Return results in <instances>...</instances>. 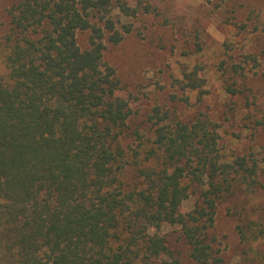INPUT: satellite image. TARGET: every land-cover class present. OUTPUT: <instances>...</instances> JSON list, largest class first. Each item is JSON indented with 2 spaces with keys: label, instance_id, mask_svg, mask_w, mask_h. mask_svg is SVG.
Returning a JSON list of instances; mask_svg holds the SVG:
<instances>
[{
  "label": "trees",
  "instance_id": "16d2710c",
  "mask_svg": "<svg viewBox=\"0 0 264 264\" xmlns=\"http://www.w3.org/2000/svg\"><path fill=\"white\" fill-rule=\"evenodd\" d=\"M112 6L136 15L125 0H21L14 7L13 24L25 37L6 58L8 83L0 81V264H180L164 225L179 228L194 264L223 263L208 236L217 204L236 179L253 186L256 165L221 163L215 124L171 127L156 108L149 119L162 166L140 171L143 189L124 191L116 142L130 98L102 56L105 34L116 45L132 25L117 30ZM78 33H88L85 50ZM185 78L190 89L203 85L195 71Z\"/></svg>",
  "mask_w": 264,
  "mask_h": 264
},
{
  "label": "rangeland",
  "instance_id": "374dc122",
  "mask_svg": "<svg viewBox=\"0 0 264 264\" xmlns=\"http://www.w3.org/2000/svg\"><path fill=\"white\" fill-rule=\"evenodd\" d=\"M20 1L0 0L3 83H8L6 58L24 43L25 35L12 19ZM125 2L136 11L134 17H124L115 6L110 16L117 30L125 24L132 30L116 45L105 34L102 56L115 69L123 96L130 98L131 115L116 142L124 191L143 189L140 171L162 166V151L154 143L156 127L149 119L154 109L168 113L161 124L171 127L215 124L220 162L243 158L248 166L256 165L257 175L251 187L236 179L231 194L218 202L209 240L222 264H264V0ZM77 43L88 48V33H78ZM194 71L203 80L195 90L185 86V75ZM201 189L205 187L183 202V212L194 206ZM161 232L180 264H194L178 227L164 225Z\"/></svg>",
  "mask_w": 264,
  "mask_h": 264
}]
</instances>
